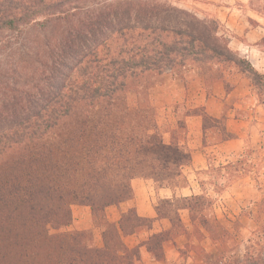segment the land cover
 Instances as JSON below:
<instances>
[{"label":"trees","instance_id":"1","mask_svg":"<svg viewBox=\"0 0 264 264\" xmlns=\"http://www.w3.org/2000/svg\"><path fill=\"white\" fill-rule=\"evenodd\" d=\"M187 64L234 67L264 90L215 21L166 3L0 0V264H134L137 251L122 236L149 222L132 208L116 223L104 212L131 202L134 179L185 184L183 125L164 144L149 93L163 72ZM176 201L161 202L220 240L204 214L210 200ZM72 206L89 208L101 247L91 232L69 230ZM169 235L146 243L156 260ZM226 264H264V256Z\"/></svg>","mask_w":264,"mask_h":264},{"label":"crops","instance_id":"2","mask_svg":"<svg viewBox=\"0 0 264 264\" xmlns=\"http://www.w3.org/2000/svg\"><path fill=\"white\" fill-rule=\"evenodd\" d=\"M206 1L197 3L196 14L215 21L219 34L228 40L229 50L264 77V17L250 8V0ZM179 71V76L162 73L150 97L157 110H166L167 118L173 122L172 130L177 129L179 122L183 125L180 144L189 153V164L182 169L185 184L165 189L156 188L150 180L131 181L133 198L129 208L139 219L149 222L147 228L122 236L125 248L137 251L134 264H203L198 250L206 252L211 245L202 229V240L193 237L186 210L176 211L177 226L173 230L170 219L158 215L157 201L173 203L203 196L214 204L216 220L228 223L227 219L238 217L242 203L253 200L258 190L256 175L255 179L242 176L232 168L247 153L255 158V163L264 157V101L259 100L257 89L234 67L213 65L208 78L195 66ZM216 187L218 191H214ZM123 206L106 208L107 221L116 223L125 211ZM89 217L87 224L83 221L84 227L76 228L77 231L90 229ZM168 233L161 246L162 259L156 260L147 251L146 243L152 236ZM96 234L100 238L99 232Z\"/></svg>","mask_w":264,"mask_h":264},{"label":"rangeland","instance_id":"3","mask_svg":"<svg viewBox=\"0 0 264 264\" xmlns=\"http://www.w3.org/2000/svg\"><path fill=\"white\" fill-rule=\"evenodd\" d=\"M157 1L166 3L171 7L192 13L199 19H207V18L199 17L196 14V12L199 11L197 3H206L207 2L206 0H157ZM249 6L255 12H258V14H261L264 17V0H252ZM189 65L195 66L197 69H199L202 75L203 74L206 75L208 73V76H210L211 69L213 68V65L207 66V65L187 64V66ZM179 70H181V68H176L172 71L167 70L165 72H170L174 75L179 76V72H180ZM257 95L260 101H264L263 89L258 88ZM150 101L153 106L151 97H150ZM129 102L130 104L132 103L131 95L129 96ZM154 109L156 113L155 122L158 127L159 134L160 136H162L163 143L167 145L170 142L171 132L173 131L176 132L177 130L176 129L172 130L173 122L170 117L167 118V115L165 114L166 110L160 112L155 107ZM253 159L255 158L251 156L249 153H247L246 157L243 160L239 161L235 166L232 167L234 170L240 171L242 176L251 175L254 179H255V175L257 176L256 177L257 180L255 179L258 189L257 194L254 196L255 198L253 200L242 203L238 217H235L234 219L232 218L227 219L228 223L223 221L218 222L215 217V212L213 211L214 204L212 203V201H210L211 208H208L204 212L207 221L211 224H214L219 229L218 231L216 228H214V226H212L213 236L214 237L219 236L220 240L213 241L209 238L211 245L208 246L207 251L204 252L202 250H198L203 264H218V262L219 264H226L228 261L242 260L247 252L255 256L257 255L264 256V157L261 158L262 161L258 160L256 163L253 162ZM249 160L251 162H248ZM233 175L235 176L236 174ZM217 187L219 188L220 186ZM217 187L214 189V191H218ZM175 204L176 203H174V205ZM123 205H124L123 209L125 210L124 212L130 209L129 208L130 202ZM156 205H158L161 215H167V217L172 222L174 223L176 222V217L175 214L173 213L174 209H172L171 214H169L170 210L168 206L162 204L161 201H157ZM83 208H87V207H80V206L71 207L72 223L69 228L70 231H77L76 228H83L85 225L84 223H82L83 221H86L87 224V217L90 216V213H88L89 208H87L88 210L86 209L87 211H84ZM79 209L80 211H78ZM90 218L91 217H89V223H88L90 224V229L85 231H89L92 233L94 244L96 247H98L99 244H101L100 238H98L96 234L97 232H99V230L92 225ZM77 232H81V231H77ZM193 237L198 241L202 240V234L200 232L198 234L194 232ZM215 244H217L218 246H214Z\"/></svg>","mask_w":264,"mask_h":264}]
</instances>
